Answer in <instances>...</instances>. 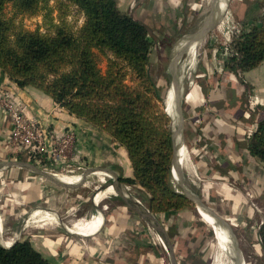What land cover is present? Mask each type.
Returning a JSON list of instances; mask_svg holds the SVG:
<instances>
[{"label": "crops", "instance_id": "1", "mask_svg": "<svg viewBox=\"0 0 264 264\" xmlns=\"http://www.w3.org/2000/svg\"><path fill=\"white\" fill-rule=\"evenodd\" d=\"M117 1L119 8L145 23L156 40H161L156 36L159 34V31H155L156 26L161 28L165 37H173L180 31L193 30L200 18V0ZM233 4L235 18L244 30L256 23L264 11V0H235ZM213 45L208 60L203 64L199 60L195 68L198 74L194 80L197 82L190 84L186 95L185 127L189 132H184V136L191 147L187 148L193 162L190 175L193 180L191 184L188 183L187 173L182 166V182L185 188L232 225L238 239L247 243L246 247L253 250L255 258L263 260L258 231L264 223V163L250 153L247 142L259 120L264 118V104L256 107L248 105L249 97L260 96L264 100V61L256 68L235 75L224 68L226 56L223 45L218 46L216 42ZM3 87L10 88L26 104L27 114L37 118L42 125H48L58 134L69 126L77 130L71 160L78 163L80 158L91 161L106 158V138L109 136L112 139L107 132L70 114L41 91L18 86L0 68V88ZM10 128L8 115L0 106V161L19 155L7 141ZM118 145L123 156L117 158L112 154L111 160L120 166L122 174L119 176L132 177L133 167L127 150ZM134 186L137 187L135 191L140 192L142 187ZM22 187L34 192L33 197L28 195V199L43 197V188L39 183ZM51 189L44 190V195ZM124 189L137 199L146 200L145 195L143 199L136 196L129 185H125ZM177 190L183 192L179 182ZM24 194L27 195L26 191ZM117 196L118 203L106 202L112 206L111 210L105 211V204L104 209L93 211L92 217L87 218L90 212L84 207L80 217L73 218L70 225L63 222L60 216L62 211L41 207L30 218H25V225L38 222L34 233L28 232L27 237L52 264H166L164 253L150 238L155 229L123 198ZM60 197H63L62 193ZM63 201H66L63 207L67 212H70L69 208L80 209L85 203V200L78 201L72 196ZM97 203L93 198L91 205L97 207ZM154 215L169 237L173 227L177 228L180 238L185 241L197 231L201 232V239L198 240H202L206 232L214 233L212 225L195 204L193 208L167 217L163 213ZM85 219H95L97 228L87 233L79 230L76 225ZM170 240L174 247L171 237ZM174 250L176 253L175 247Z\"/></svg>", "mask_w": 264, "mask_h": 264}, {"label": "trees", "instance_id": "2", "mask_svg": "<svg viewBox=\"0 0 264 264\" xmlns=\"http://www.w3.org/2000/svg\"><path fill=\"white\" fill-rule=\"evenodd\" d=\"M84 16L73 28L63 17L53 22L49 0H0V68L20 87H31L51 97L70 114L107 132L125 147L133 167L132 177L120 176L127 185H138L146 206L166 217L193 202L175 186L172 165L174 137L172 119L165 111V90L151 71L154 37L149 27L122 10L117 0H64ZM11 3L14 15L5 9ZM43 10L51 30H28L15 22L20 15ZM222 45V44H221ZM224 45V44H223ZM235 51L224 68L235 75L264 61V11L248 30L231 42ZM107 58L102 70L100 60ZM248 105H253L248 98ZM250 153L264 163V118L248 138ZM27 158L34 161V157ZM177 228L170 229L179 264H205L206 234L197 231L186 241ZM264 260V223L259 228ZM210 234V233H208ZM0 264H52L30 240L10 246L0 242Z\"/></svg>", "mask_w": 264, "mask_h": 264}, {"label": "rangeland", "instance_id": "3", "mask_svg": "<svg viewBox=\"0 0 264 264\" xmlns=\"http://www.w3.org/2000/svg\"><path fill=\"white\" fill-rule=\"evenodd\" d=\"M213 1L214 0H210V1L200 0L201 11L199 15L200 18L197 22V25L195 26V28L197 27L196 30H194L195 28L192 27L193 30H190L188 32L180 31V33L176 36L172 37L171 35H169L165 37L164 34H162V30L160 27L156 26L155 28V31H159V34L156 36H159V38L161 37V40H156L154 38L153 52L151 56L150 67H151L153 77L157 81V84L166 91L165 92L166 94L164 96L166 99L164 101L165 107L167 104L166 102L168 101L167 95L169 96L171 85H172V74L168 66L170 64L173 54L175 53V49L177 48V45L180 44L181 41L187 35H193L199 29V27L202 25L204 18L206 17V14L211 9V6L213 5L212 3ZM234 1L235 0H230V1L228 0L229 3L226 9L227 11L225 12L226 13L225 18L222 24L220 25V27L217 30L213 29V32L205 37L206 39L204 38V40H201L198 43L196 47L197 51L194 56L193 55L191 56L190 54L183 55V57L180 60L179 65L177 66L178 67L177 75L178 77H181V80H182V87H183V94H184V100H183L184 113L186 112L185 100H186V95H187L189 86L190 84H192V82L193 84L197 82L194 79L197 78L196 75L198 74V72H195V68L196 66H198L199 60L201 64H203V62L208 60L209 55L211 54L209 52H212L210 48L215 46L213 45L214 42H216V45L218 46L221 44L223 45L224 41H226L229 36L228 32L229 30H231L233 21H235L236 19L235 9H234L235 3L233 4ZM61 3H66V1L49 0V6L52 7V12L49 18L53 17V22H58V19L61 16L64 19H66L67 22H69L73 28H77L81 26L84 22V16L82 12L78 10V8H76L72 4L68 3V6H65V5H61ZM45 13L46 11L43 10L42 12H39L33 16L19 14L18 16L15 17V22L19 24L22 28H25L28 30L39 29L41 32L46 33L49 30H51V27L48 25L49 18H44ZM5 14L7 17H13L14 10H13L11 3L7 4L6 9H5ZM151 35L154 37L153 33H151ZM100 66L102 70L106 69V66H107L106 56H102L100 60ZM195 89L196 87L193 88L192 91H194ZM26 115L29 116L27 112H26ZM30 117H33V116H30ZM47 127L50 128L48 125ZM69 128L73 129L74 132H77V130L74 129L72 126H69ZM102 132H105V131H102ZM184 132H189V130L186 127H184L183 135H182L185 145H187V147L189 148L187 144V139L184 136ZM106 140H107V145H108L107 146L108 153L106 154V158L104 160L91 161L90 159L80 158L78 160V163L76 161L71 160L70 165L72 168H62L60 166L56 167L52 164H49V161H45V162L42 161L40 163H37L35 161L28 159L25 151L20 152L19 153L20 156H15L10 159L28 160L48 171H51L54 173L71 174V175H82L83 176L85 171H87L89 168L90 169L91 168L101 169L107 172H108L107 169H110L112 170V172H108L110 173V176H107L106 179L108 182H112L114 181L115 174L117 175L122 174V170L120 169V166L111 160L112 154H114L118 158L119 155L123 156V153H122L121 147L118 145L117 142L113 141V138L111 139L108 136ZM93 145L95 144L93 143ZM78 165L81 166L80 169L77 168ZM70 169H74V170L70 171ZM96 176L97 174L95 170L90 171L86 175L87 180L84 185L77 187L75 189H68V188H63L61 186H58L55 183L51 182L50 180L46 179L45 177L31 170H28V169L12 167V168L1 170L0 171V199H1L0 200V215L2 217V226L0 227V242L3 245L7 246V245L14 243L16 240L28 239L29 236L27 235V233L28 232L31 234L34 233L33 231L34 229L37 228L38 222L34 221L30 224L25 225V218L27 219L30 218L32 214H34L35 211L41 207L44 209L49 208L50 211H53L51 210L53 208L54 210L62 211L60 216L63 218V222L67 225L71 224L73 218L77 219V217H80L79 215H81L80 213H82L81 211H82V208L84 207L88 209V211L90 212L89 214H87L86 216L87 218L92 217L93 214L91 213L93 211L97 212V210L104 209L105 204H107V208L105 209V211L111 210L112 206H110V204L106 202L109 201L112 204L118 203V196L112 191L106 192L105 194L106 197L103 198L98 203L97 207L94 205H91L92 200L95 197L96 193L100 190L106 189L98 185L100 184L99 175L97 177ZM28 182H32L31 184L32 186H35L37 183L41 185V188H43L42 198H37L38 200L28 199V195H30V197H33V194H34L33 191L26 190L25 188L22 187L24 185L31 186L28 184ZM174 182L176 184L175 180ZM119 184L123 187L127 185L122 181H119ZM176 185L178 186V184ZM46 187L52 188V189L50 190L49 193L44 195V190L47 189ZM129 188L131 191H135L137 187L129 185ZM25 191L27 195L24 194ZM61 193L63 194V197H60ZM134 193L136 196L143 199L144 194L141 191L139 192L138 190H136ZM24 195H25V198H24ZM108 195L111 197H109ZM71 196L72 198L75 197L76 200L78 201L85 200V203L84 202L82 203V206L80 207V209L74 210L72 208H69L70 212H67L65 211L66 208L63 207V204L66 201L64 202L63 200H65V198L69 200ZM24 199H26V201ZM142 203L146 205L145 201H142ZM50 214H54V213L50 212ZM55 215H52L51 217L54 218ZM158 235L159 234L157 233V231L153 230L152 236L150 238L152 239V242L155 240V242L159 245V250H161L164 253V260L166 264H171L169 251H167L165 247H163L164 246L162 242L163 240L160 239L159 238L160 236ZM206 236H207L206 238L207 242H205V244L207 245V247H205V250L203 251L204 257H206V260H207V262L205 261V264H213L212 261H214V253H215L214 250L216 247L215 245L216 239H215L213 232H211V234H208L206 232ZM239 246L242 250L244 260L246 261L247 264H264V260H261L260 258H255L256 255H254L253 250L246 247L247 246L246 242H242L239 240ZM230 259L231 261L233 260L235 261L234 257ZM192 262L198 264L200 263V258L193 257Z\"/></svg>", "mask_w": 264, "mask_h": 264}, {"label": "bare ground", "instance_id": "4", "mask_svg": "<svg viewBox=\"0 0 264 264\" xmlns=\"http://www.w3.org/2000/svg\"><path fill=\"white\" fill-rule=\"evenodd\" d=\"M212 3H213V5L211 6V9L208 11V13L206 14L205 19L203 20L204 21V26L202 27V29L198 33H197L198 30H197L193 35H187L181 41V43L177 45V48L175 49V53L172 56V71L173 72H175L177 70V68H178L177 66L179 65L180 60L183 57V55L190 54L191 56L192 55L194 56L196 54V51H197L196 47H197V45L199 43V40H201V39L204 40V38L206 36H208L209 34H211L213 32V29L217 30L220 27V25L222 24V22L224 21L225 14H226L225 12L227 11L226 9H227L228 3H229L228 0H214ZM189 58H190V56H189ZM180 79H181V77H180ZM179 84L181 85V83H179ZM167 103H168L167 105H168V107H169V109L171 111L172 109H171L170 105L173 108H174V105H175L174 95H173V92H171V90H170V93H169V97H168ZM172 114L175 116V118H176L175 120L177 121L176 112H173ZM189 149L185 145L184 141L180 142L179 164H180V166L182 165L185 168V172L187 173L188 183L191 184L193 179L191 178L190 175L192 173V168H193L192 163L193 162L191 163V160H190ZM95 171H96L97 176L99 175V181H100V184H98V182H97V184L99 186H101L102 188H106L105 190L98 191L96 193L95 197H94V200L96 202H100L106 196L105 195L106 192H108V191L114 192L115 189L121 188V185L119 183H116L115 181L108 182L106 178H107V176H110V173H108L107 171H104V170H101V169H96ZM98 171H102V172H98ZM172 172H173V178L176 181V184H178L176 168H173ZM56 176H58V178H60L61 180L65 181L66 183H68V184L70 183L72 186H75V187H80V186L84 185L86 183V180H87L86 179L87 177H83L82 175H71V174H65V173H56ZM79 178L82 179L80 182H78ZM73 183H75V184H73ZM176 184H175V186H177ZM119 196L121 198L127 200L128 202L132 203V204L136 203L130 197H128L126 195H119ZM200 213L212 225L213 230H214V235H215V239H216V244H215L216 247H215V250H214L215 253L213 252L214 253V261H212L213 264H241V262L239 263L237 260L236 261H234V260L231 261V259H230L232 257H236V254L238 253V250H239V248L236 245V242L234 241L233 237L227 232V230L222 225L217 223V221L213 217V215L210 214L206 209L200 208ZM38 221H40V220H38ZM1 223H2V221H1ZM76 227L79 230H81L82 232L87 233V232H92L95 228H97V223H96L95 219H93V220L85 219L83 221V223H81V224L78 223L76 225ZM159 238L161 239V237H159ZM233 247H234V249H233ZM166 248H167V251H168V246L167 245H166ZM236 249H237V251H236ZM244 264H247V263H244Z\"/></svg>", "mask_w": 264, "mask_h": 264}, {"label": "built area", "instance_id": "5", "mask_svg": "<svg viewBox=\"0 0 264 264\" xmlns=\"http://www.w3.org/2000/svg\"><path fill=\"white\" fill-rule=\"evenodd\" d=\"M231 27L228 32L229 36L223 45L226 57L235 54L231 42L238 32L244 30V27L236 19ZM250 101L253 105L255 103L264 104V100L260 96L251 97ZM0 106L10 120L11 128L7 141L16 154L25 151L26 155L34 157V161L37 163L49 161V164L56 167L72 168L70 161L76 138L73 129L68 128L62 134H58L54 129L42 125L37 118L27 116L26 104L7 87L0 88ZM77 168L80 169L81 166L78 165ZM73 170L70 169V171ZM163 245L167 250L164 242Z\"/></svg>", "mask_w": 264, "mask_h": 264}, {"label": "water", "instance_id": "6", "mask_svg": "<svg viewBox=\"0 0 264 264\" xmlns=\"http://www.w3.org/2000/svg\"><path fill=\"white\" fill-rule=\"evenodd\" d=\"M203 26H204V21H203L202 25L199 27L197 33L202 29ZM201 40H199V42ZM168 68L172 74L171 90L173 92L174 100H175L174 108L170 105L171 109L172 110L174 109L173 111L171 110L172 112L170 111V109L167 105L168 104L167 102H166L167 104L165 107V111L167 112V114L172 119L171 124H172V128H173V137H174V142H175L174 143L175 149H174L172 170H173V168H176L177 180L180 183L181 187L183 188V193L191 201L194 202V204L196 205V207L199 210H200V208H204L210 214H212L213 217L216 219L217 223L222 225L227 230V232L233 237L234 241L236 242V245L239 248L238 253L236 254V257H234L235 261L237 260L239 263L241 262V264H244L246 262L244 260L243 254H242V250L239 246V239H238V236H237L234 228L232 227V225L225 218H223L221 215L216 213L207 204H205L197 195L192 193L190 190L185 188V186L183 185V182H182V165L180 166V164H179V149H180V142L183 141L182 135H183V129L185 127V122H186L185 113H184V104H183L184 94H183L182 80L180 79V77H178L177 70L175 72L172 71V59L170 61ZM179 83H181V85ZM168 97L169 96L167 95V98ZM173 112H176V114H177V121L175 120L176 119L175 116L172 114ZM12 167H18V168H24V169L31 170V171L45 177L46 179L50 180L51 182L55 183L56 185L63 187V188H68V189L77 188L75 186H72L71 184L66 183L65 181L61 180L60 178H58V176H56V173L48 171L44 168H41L40 166H38L37 164H35L31 161L23 160V159H8V160L0 161V171L3 169L12 168ZM94 170H96V169H92V168L90 169L89 168L87 171H85V173L83 174V177H86V175L90 171H94ZM107 170H108V172H112V170H110V169H107ZM119 179H120V176L115 174L114 175V181L116 183H119ZM114 193L116 195H126V196L130 197L134 202H136L135 204H132V203L128 202L127 200L123 199L127 205H129L132 209H134L136 212H138V214H140L149 223V225L152 226L157 231V233L160 235L163 242L168 246L171 264H178L176 253H175L173 244L170 240V237H169L167 231L165 230V228L162 226V224L156 218L154 213L151 211V209L149 207H147L146 205H144L142 202H140L139 199H137L135 196L131 195L128 191H126L124 189V187L115 189ZM237 249H236V251H237Z\"/></svg>", "mask_w": 264, "mask_h": 264}]
</instances>
